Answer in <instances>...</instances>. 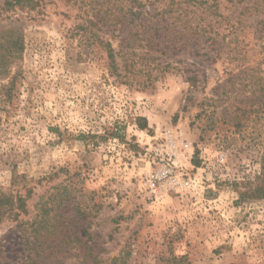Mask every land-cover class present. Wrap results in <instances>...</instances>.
I'll return each instance as SVG.
<instances>
[{"label": "rangeland", "instance_id": "rangeland-1", "mask_svg": "<svg viewBox=\"0 0 264 264\" xmlns=\"http://www.w3.org/2000/svg\"><path fill=\"white\" fill-rule=\"evenodd\" d=\"M5 1L0 194L25 208L0 221V264H264V200L238 201L264 153V39L223 25L211 44L169 0L123 20L115 0Z\"/></svg>", "mask_w": 264, "mask_h": 264}, {"label": "trees", "instance_id": "trees-1", "mask_svg": "<svg viewBox=\"0 0 264 264\" xmlns=\"http://www.w3.org/2000/svg\"><path fill=\"white\" fill-rule=\"evenodd\" d=\"M111 0H91L88 4L85 2V5L97 12L98 14L101 12L107 13L109 10L108 7L113 5ZM172 5H177L178 8L184 10L189 8L191 14L194 18H196L195 29H196V37L203 38L211 41V44H215L214 39H211L209 34L211 32L218 33L219 29L222 28L223 25H228L230 30L240 31L244 29H253L255 34L258 37L264 39V0H169ZM221 1L225 2L229 7V9H233V11L237 14L234 18L223 17L219 13V9L221 6ZM117 2L116 9L118 8L119 20H123L126 15L128 17H132L134 19H138L141 16V12H136L135 10L140 9L142 4L138 2V0H115ZM128 4L127 8L126 5ZM108 6V7H107ZM37 7V4L34 0H9L3 3V8L6 9H23L28 8L30 10H34ZM99 7V8H97ZM105 9L104 11H102ZM183 11V12H184ZM179 10V13H181ZM184 17V15H183ZM104 19V18H103ZM233 19V21H232ZM106 22V21H105ZM117 21L109 20L106 22L111 27H115L117 25ZM121 23V22H120ZM119 24V23H118ZM218 35V34H216ZM106 49L107 60L109 63V67L116 73L115 66V56L113 50L109 43L104 44L103 46ZM264 99V97H263ZM264 108V102L262 106ZM140 121V119L136 120ZM139 129H146L147 124L145 120H141L140 123H136ZM110 138H116L114 134H109ZM69 196V193L65 188L61 189V191L56 194L53 198L54 201L58 202V205H61L66 197ZM252 200H264V153L261 161L260 172L256 178H254L253 182H248L246 184L245 190L243 193L239 195V202H246ZM15 205V206H14ZM25 208V201L22 198H16L14 201L12 197L6 196L4 194H0V221L3 218H10L12 220L18 219V211L22 212ZM49 210H42V217L40 220L31 223L30 228L34 234L33 239L36 242L34 245H40L38 241V235L49 234L56 228V224L51 222L48 216ZM33 249V245L32 248ZM37 262L34 264H45L46 256H42V254H35ZM126 255H120V257L114 258L111 264H126ZM185 257L172 258V263L174 264H184Z\"/></svg>", "mask_w": 264, "mask_h": 264}]
</instances>
